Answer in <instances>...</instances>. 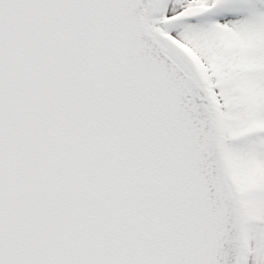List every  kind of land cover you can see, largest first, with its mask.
Masks as SVG:
<instances>
[{"label": "snow or ice", "instance_id": "obj_1", "mask_svg": "<svg viewBox=\"0 0 264 264\" xmlns=\"http://www.w3.org/2000/svg\"><path fill=\"white\" fill-rule=\"evenodd\" d=\"M0 264H264V0H0Z\"/></svg>", "mask_w": 264, "mask_h": 264}]
</instances>
